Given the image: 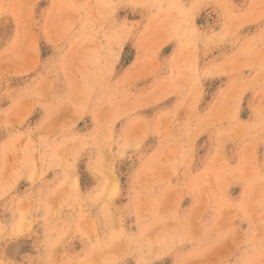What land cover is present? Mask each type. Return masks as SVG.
<instances>
[{"label": "rangeland", "instance_id": "1", "mask_svg": "<svg viewBox=\"0 0 264 264\" xmlns=\"http://www.w3.org/2000/svg\"><path fill=\"white\" fill-rule=\"evenodd\" d=\"M0 264H264V0H0Z\"/></svg>", "mask_w": 264, "mask_h": 264}]
</instances>
